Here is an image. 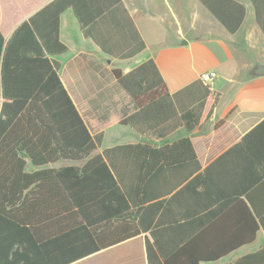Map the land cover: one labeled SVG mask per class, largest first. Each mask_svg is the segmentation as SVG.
Segmentation results:
<instances>
[{"label":"trees","instance_id":"16d2710c","mask_svg":"<svg viewBox=\"0 0 264 264\" xmlns=\"http://www.w3.org/2000/svg\"><path fill=\"white\" fill-rule=\"evenodd\" d=\"M249 1L264 33V0ZM200 2L231 34L245 21L238 0ZM68 10L113 59L147 47L123 0H52L8 40L0 30V264H71L146 233L149 264H172V254L190 264L217 261L231 248L194 253L186 240L208 224L233 223L239 243L254 241L264 227V120L204 169L189 137L94 154L105 132L90 130L60 77ZM112 73L132 103L121 123L149 139L203 127L222 96L201 79L170 92L153 58ZM61 160L85 163L28 170Z\"/></svg>","mask_w":264,"mask_h":264},{"label":"crops","instance_id":"0c3cea01","mask_svg":"<svg viewBox=\"0 0 264 264\" xmlns=\"http://www.w3.org/2000/svg\"><path fill=\"white\" fill-rule=\"evenodd\" d=\"M51 1L0 0V30L4 38L8 40L23 21ZM238 1L245 5L247 14L241 28L231 34L200 0H123L147 45L139 55L147 53L145 61L151 58L156 61L170 92L200 79L205 71L217 72L210 86L222 96L212 118L201 128L192 132L180 129L165 139L143 137L121 123L124 110H132V103L113 76L117 60L84 37L72 10L61 16V40L69 47L66 54L57 57L62 64L61 80L90 130L105 132L103 144L94 154L123 144L141 143L161 148L189 137L204 169L264 120V73L259 72L264 66V33L255 20L252 3ZM211 44L225 50L226 57L219 56ZM248 49L257 51L261 57L257 64L242 59L241 52ZM222 119L224 124L215 128ZM113 125L120 130L109 134ZM84 163L61 160L44 166L29 164L28 170L59 169ZM261 202L264 217V193ZM236 231L233 223L225 228L208 224L201 228L199 237L186 240L194 253L209 248L232 250L217 261L200 264H264V227L248 243H239ZM147 237L152 240L148 233L141 234L71 264H149ZM170 262L190 264V259L172 254Z\"/></svg>","mask_w":264,"mask_h":264},{"label":"rangeland","instance_id":"374dc122","mask_svg":"<svg viewBox=\"0 0 264 264\" xmlns=\"http://www.w3.org/2000/svg\"><path fill=\"white\" fill-rule=\"evenodd\" d=\"M211 47H214L215 49H217L218 55L219 56H225V50H223L220 46H216V45H210ZM243 53L242 59L245 58L246 61H249L251 63H256L257 64V60H261V57L258 56L257 51L249 50L247 52H241ZM147 57V53L138 55L132 59L129 60H117L115 62V67L120 68L123 72H127L130 71L132 69H134L135 67H137L138 65H140L141 63H143L145 61ZM110 59V58H108ZM121 88V87H120ZM123 90V89H122ZM117 130H120V128L118 126L113 125L109 130L108 133H113ZM128 130V129H127ZM127 137V135H125Z\"/></svg>","mask_w":264,"mask_h":264},{"label":"built area","instance_id":"2783aa9c","mask_svg":"<svg viewBox=\"0 0 264 264\" xmlns=\"http://www.w3.org/2000/svg\"><path fill=\"white\" fill-rule=\"evenodd\" d=\"M217 78V72L215 71H205L201 74L200 79L205 84H211Z\"/></svg>","mask_w":264,"mask_h":264},{"label":"water","instance_id":"95a60500","mask_svg":"<svg viewBox=\"0 0 264 264\" xmlns=\"http://www.w3.org/2000/svg\"><path fill=\"white\" fill-rule=\"evenodd\" d=\"M259 72L264 73V66H261V68H259Z\"/></svg>","mask_w":264,"mask_h":264}]
</instances>
